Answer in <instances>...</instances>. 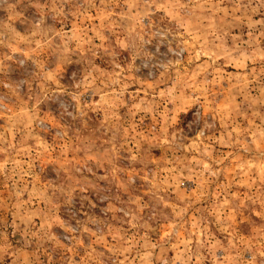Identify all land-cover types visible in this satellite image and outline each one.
Listing matches in <instances>:
<instances>
[{
	"label": "rangeland",
	"instance_id": "374dc122",
	"mask_svg": "<svg viewBox=\"0 0 264 264\" xmlns=\"http://www.w3.org/2000/svg\"><path fill=\"white\" fill-rule=\"evenodd\" d=\"M0 264H264V0H0Z\"/></svg>",
	"mask_w": 264,
	"mask_h": 264
}]
</instances>
